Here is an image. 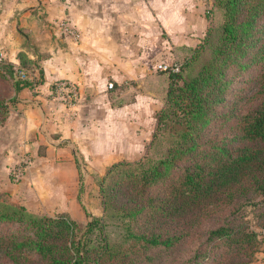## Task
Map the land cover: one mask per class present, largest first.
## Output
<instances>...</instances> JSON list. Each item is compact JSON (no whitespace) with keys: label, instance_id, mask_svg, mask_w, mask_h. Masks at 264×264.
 I'll return each instance as SVG.
<instances>
[{"label":"trees","instance_id":"1","mask_svg":"<svg viewBox=\"0 0 264 264\" xmlns=\"http://www.w3.org/2000/svg\"><path fill=\"white\" fill-rule=\"evenodd\" d=\"M206 19L209 28L203 42L196 48L176 47L175 53L180 55L175 54L173 63L178 72H158V83L150 88L165 104L156 115L145 155L136 162L113 163L98 181L105 211L114 206V199L121 198L116 209L127 220V237L147 246L168 249L179 242L188 233L177 228L181 220L213 213L224 205L233 208L257 196L264 201V0H211ZM206 52L209 58L199 63ZM19 56L18 66L9 63L7 71L0 68V78L13 79L15 93L6 102L0 99V125L16 105L17 94L40 83L30 79L24 67L26 57ZM253 63L261 64L251 96L257 99L256 105L233 114L239 101L226 104L229 81L225 70ZM121 88L112 85L111 101ZM131 102L133 97L111 104L119 107ZM226 106L232 112L220 119H237L231 129L232 141L239 146L230 149L227 141H220L203 150L202 133L212 123L215 111ZM188 160L187 166H181ZM179 169L169 185L152 192ZM240 206L231 214L236 215ZM101 224L100 219L92 218L81 230L64 214L38 216L10 202L7 194H0V264H87L106 257L112 249L99 229ZM97 230H101V245L94 247L89 236ZM236 234L240 231L234 218L209 230L207 240ZM240 241L238 237L236 242ZM93 250L95 257H90Z\"/></svg>","mask_w":264,"mask_h":264},{"label":"crops","instance_id":"2","mask_svg":"<svg viewBox=\"0 0 264 264\" xmlns=\"http://www.w3.org/2000/svg\"><path fill=\"white\" fill-rule=\"evenodd\" d=\"M184 18L183 26L169 0H0L4 52L14 54L15 66L18 55L26 54L41 72L40 83L17 94L0 125V171L7 177L2 188L14 185L12 171L26 160L22 186H32L49 204L61 200L59 212L71 215L82 187L77 162L101 175L115 162L139 158L152 139L141 128L155 102L148 80L158 64L173 63V46L194 45L193 23ZM58 82L77 86L73 107L54 98ZM110 84L122 86L113 102H133L113 107ZM130 117L136 118V137L126 140L121 128Z\"/></svg>","mask_w":264,"mask_h":264},{"label":"rangeland","instance_id":"3","mask_svg":"<svg viewBox=\"0 0 264 264\" xmlns=\"http://www.w3.org/2000/svg\"><path fill=\"white\" fill-rule=\"evenodd\" d=\"M169 1L175 9L177 8L179 14L181 13L182 15L183 21L180 24L184 26V17H186L189 22L193 23L194 29L191 39L194 41L192 42L194 45L191 48H196L203 42L209 28L206 13L209 10L211 0ZM189 12L194 13V18L189 16ZM199 15L203 16L202 19L199 18ZM155 28L157 29V27ZM178 33H180L179 35L183 34L184 36L189 35L188 31ZM201 34H203L202 37H200ZM160 36L162 41L167 42L170 40L164 30ZM196 40H199V42L195 43ZM176 47L173 46L170 51L175 58L176 55H180L175 53ZM22 54L26 57L24 67L28 72V76L33 82H39L40 79L37 76V74L39 75L38 67L31 64V62L29 63L27 55L24 53ZM19 55L18 58L20 57ZM13 56V53H5L3 50V44L0 43V68L3 71L8 70L6 64L12 63L10 60ZM184 56L185 55H182L183 59ZM208 58L209 52H206L199 63L204 62ZM245 61L246 59L244 58L240 64ZM260 70L261 64L257 63L246 64L243 68L238 65H232L225 70L226 79L229 81L226 92V104L229 105L235 100L239 101L236 105L238 109H236L233 114L238 113V111L240 113H245L250 110L251 107L256 105L257 99L251 98V96L256 91ZM188 73L189 72H187V74ZM153 75V80H148L149 82L146 90H149V95L155 100V102L151 101L148 104V107L146 108L147 116L144 118L145 126L141 127L145 128L147 136L153 134L156 124V115L164 108L165 104L162 98L156 97V95L150 90L152 84L158 83L156 81L159 73L153 70ZM14 95L13 79L6 80L0 78V99L6 102ZM231 112L232 111L229 110L227 106L225 108H218L215 111V117L212 120V123L204 130L199 140L203 150L209 149L211 144L220 141H227V147L230 149L239 146L237 141H232L234 132L231 129L235 125L237 119L235 117L220 119L222 114H231ZM134 120H136L134 117H130L129 119L124 118L123 120L124 125H122L121 130L125 131L122 136L126 140H132L136 137V134L132 133V131H136L137 129V126L133 123ZM222 121L224 124H222ZM150 142L151 139L146 143V147L139 158L136 156L129 157L122 161L131 163L138 161L145 155ZM188 164L189 160L181 163V166H187ZM77 165L80 175L79 181L82 187L80 202L76 206V211L72 212L71 215L59 212V209L62 207L61 205H58V202L61 200L54 199L52 200L54 202L49 204L47 199L41 200L36 197V191L32 186L27 185V188L23 187V176L17 181L12 178V183L14 185L3 189L2 185L4 179L7 177L4 178L0 171V194H7L10 202L16 205H22L30 213L38 216L45 215L55 217L64 214L72 221H75L81 230L85 229L87 223L91 221L92 218L100 219L102 224L99 226V229L102 228V234L107 238L109 246L112 249V254L96 260H89L87 264H264V201L260 196L253 197L250 200H242L239 205L236 204L233 208L231 205H224L218 209H214L213 213L204 212L203 215H199L195 219L181 220L177 228L188 230V233L185 234L179 242H176L168 249L151 247L144 245L140 241H135L127 237L128 230L124 222L127 220L122 219L120 212H117L116 209L118 208L116 206L120 203L121 198L114 199V206H112L107 212L105 211L98 181L99 178L104 176L110 166L106 167V170L99 175L94 172L95 170H93L91 166L83 162V160L77 162ZM96 168L102 169L103 167ZM180 171V169L176 170L173 175L168 177L164 182L154 186L152 192H157L163 187L169 185ZM24 172L22 174H24ZM236 206H240L241 210L238 211L236 215L231 214L232 211L236 209ZM234 218L240 234L234 235L233 238L232 235L228 239L207 240L209 230L214 229L219 225H226L230 219ZM102 234L101 230H97L90 235V245L94 247L101 245L100 241L102 239ZM238 237H241L240 242H236ZM94 253H96V250H93V252L90 253V257H95Z\"/></svg>","mask_w":264,"mask_h":264},{"label":"built area","instance_id":"4","mask_svg":"<svg viewBox=\"0 0 264 264\" xmlns=\"http://www.w3.org/2000/svg\"><path fill=\"white\" fill-rule=\"evenodd\" d=\"M156 72H172L176 73L179 70V67L175 63H160L158 64L155 69ZM110 89L112 88V84L109 85ZM54 98L61 102L63 105L71 108L73 107L78 99L79 93L76 85L67 82H58L54 86ZM27 166V161L24 160L18 166L14 167L12 171V178L14 180H19L21 176H23V172Z\"/></svg>","mask_w":264,"mask_h":264}]
</instances>
